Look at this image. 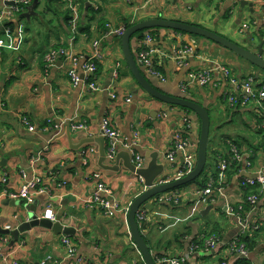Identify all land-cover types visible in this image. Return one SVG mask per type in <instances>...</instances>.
<instances>
[{
	"label": "crops",
	"instance_id": "1",
	"mask_svg": "<svg viewBox=\"0 0 264 264\" xmlns=\"http://www.w3.org/2000/svg\"><path fill=\"white\" fill-rule=\"evenodd\" d=\"M240 1L85 0L82 8L78 0L80 20L72 42L63 0H39L29 19L21 17L25 8L18 19H8L0 26V229L8 231L0 233V254L3 253L0 264L13 260L40 264L48 255L52 260L47 264H144L124 216L120 212L106 215L98 204L87 202L98 183L110 190L102 195L104 200L121 208L128 207L145 189L142 179L126 169L122 158L118 164H114L115 158L107 159L101 122L109 118L120 140L135 144L133 149L143 159V166L153 163L162 167L167 175L165 180H169L176 176L183 161L182 153H177L173 162L167 159L172 137L176 131H183L188 122L191 150H195L199 120L182 107L164 103L143 90L125 62L121 36L110 31L128 23L161 18L208 29L256 51L260 39L264 40V0H246L251 4L244 6ZM4 7L0 0V10ZM145 33L152 37L147 44L152 49L151 58L158 75L137 64L149 82L160 92L185 96L208 110L209 142L218 153L208 159L207 176L211 178L219 172V164L229 147L239 149L243 155L240 173L230 180L225 176L221 191L217 188L213 199H210L212 190L207 199L198 198L201 190L191 184L181 190L178 201L164 200L166 194H162L161 198L145 202L140 230L154 259L159 262L163 257L184 255L194 247L197 250L186 264H264V185L255 208L246 214L258 226L246 233H253L255 238L246 262L229 250L230 241L241 235L236 214L229 209L242 202L241 185L249 178L247 175H258L264 169V140L259 131L264 133V126L256 119L260 105L232 104L229 97L240 94V90L230 82V76L238 83L251 77L256 87L264 79V71L204 37L169 28ZM96 41L99 53L95 59L96 79L101 89L91 90L84 83L73 86L66 75V69L73 64L70 59L61 58L54 67L45 68L43 54L62 46L68 55L77 58L76 68L81 74V63L92 57ZM140 44L136 37L131 39L136 61ZM185 46L191 52L180 62L178 51ZM223 68L229 71L228 76ZM200 69L211 72L210 82L188 84L183 91L188 74ZM73 122L84 123L85 127L74 130ZM54 123H60V128L54 129ZM103 145L105 158L101 161ZM118 152L131 156L130 150L122 146ZM249 156L251 161L246 164ZM106 165L118 168L107 169ZM33 177H40L46 189L34 195L33 214L39 220L47 206L52 207L55 215L62 210L61 223L73 227V232L56 234L50 228L32 225L14 239L11 232L28 221V211L24 203H18L22 199L6 197L2 190H19ZM61 181L65 183L59 184ZM217 221L221 223L218 236L214 232L206 235L205 231ZM65 235L74 244L71 257L60 241ZM216 236L219 245L207 250V239Z\"/></svg>",
	"mask_w": 264,
	"mask_h": 264
},
{
	"label": "built area",
	"instance_id": "2",
	"mask_svg": "<svg viewBox=\"0 0 264 264\" xmlns=\"http://www.w3.org/2000/svg\"><path fill=\"white\" fill-rule=\"evenodd\" d=\"M5 7L0 10V26H4L6 20L8 19H18V16L25 11L27 5H29L30 0H2ZM67 11L69 12V27H70V42H72L75 38V35L78 32V25L80 20V10L79 5L75 0H63ZM26 6V7H25ZM25 7V8H24ZM263 13H264V6H263ZM264 18V14H263ZM22 28V25L17 23ZM125 28H117L111 30L110 33L115 34L117 36H121L124 32ZM8 32V30H7ZM150 34H146L145 38L143 39L142 43L148 45L147 43L151 40ZM94 52L91 58L83 61L81 63V74L77 71L76 63L77 58L74 55H68L67 50L64 47H58L57 49L49 50V52L44 56V66L46 69L54 67L56 65L57 60L61 58L70 59L73 64L66 69V75L73 86L80 85L84 83L89 89L91 90H99L101 89L100 85L97 83V65L95 63V59L99 56L97 51L98 48V41L93 43ZM191 49L187 46L182 48L178 51L177 58L180 59L182 62L186 58V54L190 53ZM152 49L144 48L138 51L137 53V62L139 65L143 66L146 71L153 75H158L157 70L154 68L152 58H151ZM119 64H117L118 66ZM225 75H229V71L226 68H223ZM188 82L182 85L183 91L186 90L188 84H193L195 82L199 83L200 85H207L211 80V72L208 69H200L191 71L187 76ZM230 82L237 86V89L240 90V94L238 95H231L229 100L234 105H247L251 102H256L258 105L262 106V99H264V90L256 89L254 82L251 77L246 78L242 82L238 83L235 77L230 76ZM112 97H116L115 94H112ZM129 100V98H126ZM26 125L32 128L33 126L25 119ZM48 122L50 123L51 120L49 119ZM60 123H54L52 127L54 129L60 128ZM85 127L84 123H71L72 129H82ZM101 132L103 137L106 141V157L109 160H113L115 155L117 154L119 146L124 147L125 149L130 150L132 161L135 165V168H139L143 166V159L137 154L133 146L135 144H127L120 140L117 131L113 128L109 118L105 117L101 122ZM137 133V132H136ZM135 133V136H137ZM189 123L185 124V129L183 131H176L172 137V144L171 148L167 153V159L170 162H173L176 158L177 153H182L183 161L182 167L177 172L176 176L173 179L182 177L189 173L195 166L196 162V149L191 150V143L189 140ZM246 164L250 162L248 160L245 161ZM228 168V163L225 160H222L219 164V172H218V181L223 183L226 171ZM97 176V175H96ZM167 181V180H164ZM2 182L5 183L6 179L3 177ZM248 186H255L260 185L257 193H251L248 195L247 200L251 204L252 208L247 215L251 213V211L255 208L260 193L262 191V187L264 185V169L258 175L256 174L255 177L245 180ZM65 181H61L59 184L63 185ZM218 191H221V186L218 187ZM46 192V189L42 183V179L40 177H33L32 179L26 181L19 190L11 191L7 189L2 190V195L12 198V199H22L23 202L28 205L32 204L34 200V195L41 194ZM110 190L103 184L98 183L96 192L87 200L89 203L98 204L104 210L106 215L112 216L115 212H120L125 221H127V211L128 207L121 208L118 207L116 204H109L107 201L104 200L102 195L109 194ZM211 193L210 187L205 190L200 191V198L207 199ZM167 196V197H166ZM166 196H163L162 199L164 200H172L178 201L179 197L176 195L166 193ZM160 197V196H159ZM161 198V197H160ZM160 198H158L160 200ZM227 207V206H226ZM229 207L226 208L228 210ZM231 212V210L229 209ZM233 213V212H231ZM234 214V213H233ZM235 215V214H234ZM237 217L238 224L241 228V235L232 239L229 243V250L230 252L236 256L238 259L247 258L249 249L241 242V236L245 235L249 231H254L258 228L257 224L252 222L250 219L242 218L239 215H235ZM42 217L49 220H54L55 214L52 207L47 206L42 214ZM145 217V211L143 209H139L136 213V219L142 221ZM128 224V223H127ZM61 243L66 248V253L68 257L74 255V244L72 240L65 236H62L60 239ZM220 241L217 240L216 237H210L206 241L207 250H214L219 245ZM197 250V248L191 247L190 251H188L184 255L176 256V257H163L160 264H186L188 258ZM1 252V250H0ZM3 254V253H1ZM0 254V256H2ZM3 258V257H2ZM5 259V258H4ZM52 260V256L48 255L44 259L40 261V264H47ZM10 264H20L18 261L13 260Z\"/></svg>",
	"mask_w": 264,
	"mask_h": 264
},
{
	"label": "water",
	"instance_id": "3",
	"mask_svg": "<svg viewBox=\"0 0 264 264\" xmlns=\"http://www.w3.org/2000/svg\"><path fill=\"white\" fill-rule=\"evenodd\" d=\"M39 0H32V2L27 5L26 11L21 14V17H25L29 19V16L35 13V7L37 6ZM240 5L244 6L245 4L250 5L246 0H241ZM152 28H169L173 31H182L186 34H195L200 37H204L216 43L219 46L233 52L236 56L240 57L241 59L247 61L251 65L257 67L260 70L264 71V40L260 39L259 44L257 45V50H251L244 46H241L237 43L230 41L229 39L213 32L208 29L191 25L188 23H183L179 21H172L168 19H147L141 22H137L135 24L130 25L128 28L124 30L121 35V46L122 52L124 55L125 62L137 81L140 87L145 90L148 94L152 97L172 105H178L180 107H184L187 110H190L196 118L199 120V133L197 138V146H196V162L194 168L187 173L186 175L176 178V179H169L165 180V175L162 172V167L154 166L153 163H149L147 166H142L139 168H135L134 163L132 162L131 156L128 152H118L115 155V162L114 164L119 163V159H123V165L129 171L138 175L145 186V189L138 194L129 204L128 211H127V223L129 228V235L138 249L144 264H160L156 262L154 259L153 253L150 251L148 244L146 243L143 233L140 230V225L136 219V213L139 211L140 207L151 198L158 196L163 193L171 192L173 190L181 189L178 188L182 185H186L196 179L201 172L203 171L205 164L207 162V148H208V141H209V132H210V116L208 113L207 108L200 103L193 101L185 96H171L167 95L163 92L157 90L151 82L146 78L145 74L143 73L142 69L139 67L136 61V57L131 50V36L138 31H149ZM103 143L105 138L102 136ZM102 159L105 158V150L104 145L102 147ZM115 165H106L107 169H117L118 167H113ZM244 175V174H243ZM242 176V174H240ZM248 177H255L256 175H247ZM184 188V187H182ZM9 200V199H6ZM16 200H10L12 204H15ZM21 205L24 202L18 201ZM25 205V209L28 211V221L22 223L17 229L11 232L14 239H18L19 233L23 230L30 229L32 225H41L43 227H47L52 229V231L56 234L65 233L69 234L74 231L73 227L64 226L61 223V219L63 217V211L58 210L54 220H49L45 218L37 219L34 213L35 204H28ZM227 208V207H225ZM208 209V207L206 208ZM6 230H1L0 233H7ZM10 245H13L11 243Z\"/></svg>",
	"mask_w": 264,
	"mask_h": 264
},
{
	"label": "trees",
	"instance_id": "4",
	"mask_svg": "<svg viewBox=\"0 0 264 264\" xmlns=\"http://www.w3.org/2000/svg\"><path fill=\"white\" fill-rule=\"evenodd\" d=\"M75 1H78V0H75ZM31 2H32V0H30V3ZM84 4H85V0H81V6H82V8H84ZM66 12H67V16H68L69 15V12L67 10H66ZM68 21H69V16H68ZM130 25H132V24H130V23L126 24L124 26V28L126 29ZM152 29H155V28H152ZM177 32L185 33V32H182V31H177ZM192 35L198 36V35H195V34H192ZM145 36H146L145 31L135 32L131 36V39L133 37H136L141 42L138 51H140L141 49H144V48H149L148 45H145V44L142 43V41L145 38ZM58 47H62V46H55V47H53V48H51L49 50L57 49ZM49 50L46 51L43 54L42 59H44V56L49 52ZM248 64H250V63H248ZM154 66H155V62H154ZM256 89H262V90H264V79L259 84L256 85ZM261 101H262L263 107H264V99H262ZM263 107L260 106L261 109L258 108V110L261 111V112L258 115L256 114V119H257L258 123L260 122L259 125L262 124V126H264V111H263ZM182 108L185 109L187 112H191L190 110H187L184 107H182ZM186 124H187V122H186ZM259 131L262 134V138L264 140V133L261 130H259ZM228 149H229L228 150V153L226 155L224 154V156L222 158V159H224L228 163V168H227V171H226V177H227L226 180H230L233 175L240 173L241 167L243 166L242 165L243 164V162H242L243 155L240 153V150L239 149L237 151L234 150V149L231 150V147H229ZM217 153H218V151L216 149L213 150L212 147H211L210 142L208 141L207 162L205 164V167H204L203 171L201 172V174L196 179H194L192 182L188 183V184H195L198 187V189L201 190V191L204 190L207 187H210V189L213 191V193L211 194L210 199H213L212 197H215L214 194L217 193V188L219 186H221V187L223 186V184L218 181V170L214 174H212L211 178L208 177L207 174H206V172H205V170L208 167V159H209L210 155H212V154L213 155H215V154L217 155ZM251 158H252V156H249L247 158V160H250L251 161ZM188 184L182 185V186H180L178 188H182V187L188 186ZM241 187H242V199L243 200L239 204H235V206L232 207L231 212H233L234 214L239 215L242 218H246L247 212H249L251 210V208H252L251 204L247 200V197L251 193H257L258 192V189L260 188V185L257 184L255 186H248V184L245 181H243ZM157 197L158 196H155L153 198L157 199ZM153 198H151V199H153ZM143 205L140 208H142ZM138 223H139V225L141 227L142 223H141L140 220L138 221ZM207 224H208V221L205 222V226L206 227H207ZM220 227H221V223L219 221H217L215 223H212V228L208 232L205 231V234L206 235H210V234H212L214 232V234L216 233V235H217L218 234V229ZM252 234L251 235H248V234L246 235L245 234V235L241 236V242L244 243V245L249 250L252 248V246L255 243V238H254V235L252 236ZM244 259L245 258H243V260H241V262L245 263L246 260H244Z\"/></svg>",
	"mask_w": 264,
	"mask_h": 264
},
{
	"label": "rangeland",
	"instance_id": "5",
	"mask_svg": "<svg viewBox=\"0 0 264 264\" xmlns=\"http://www.w3.org/2000/svg\"><path fill=\"white\" fill-rule=\"evenodd\" d=\"M21 21L24 23V21H25V19H21ZM251 65V64H250ZM251 66H253V65H251ZM253 67H255V66H253ZM188 185H191V184H188ZM186 187V186H185ZM208 188V187H207ZM207 188H205V189H207ZM183 188H181V189H177V190H173V191H171V192H167L168 194H174V195H176V196H178L179 197V195H181L180 193L182 192L181 190H182ZM204 189V190H205ZM163 194H166V193H163ZM160 195H162V194H160ZM160 195H158V196H160ZM180 198V197H179ZM198 198H200V197H198ZM194 203H197V202H194Z\"/></svg>",
	"mask_w": 264,
	"mask_h": 264
},
{
	"label": "bare ground",
	"instance_id": "6",
	"mask_svg": "<svg viewBox=\"0 0 264 264\" xmlns=\"http://www.w3.org/2000/svg\"><path fill=\"white\" fill-rule=\"evenodd\" d=\"M246 199V198H245ZM243 211V210H242Z\"/></svg>",
	"mask_w": 264,
	"mask_h": 264
}]
</instances>
